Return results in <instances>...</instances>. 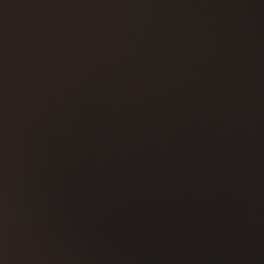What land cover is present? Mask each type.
Instances as JSON below:
<instances>
[{
    "label": "water",
    "instance_id": "water-1",
    "mask_svg": "<svg viewBox=\"0 0 264 264\" xmlns=\"http://www.w3.org/2000/svg\"><path fill=\"white\" fill-rule=\"evenodd\" d=\"M0 264H264V0H0Z\"/></svg>",
    "mask_w": 264,
    "mask_h": 264
}]
</instances>
